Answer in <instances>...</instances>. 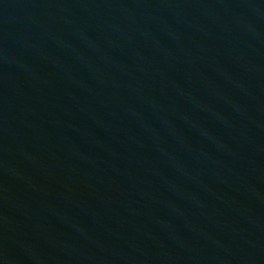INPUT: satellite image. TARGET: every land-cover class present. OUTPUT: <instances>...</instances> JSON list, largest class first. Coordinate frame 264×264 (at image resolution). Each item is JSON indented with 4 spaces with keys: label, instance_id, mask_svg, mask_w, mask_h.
Masks as SVG:
<instances>
[{
    "label": "water",
    "instance_id": "1",
    "mask_svg": "<svg viewBox=\"0 0 264 264\" xmlns=\"http://www.w3.org/2000/svg\"><path fill=\"white\" fill-rule=\"evenodd\" d=\"M0 264H264V0H0Z\"/></svg>",
    "mask_w": 264,
    "mask_h": 264
}]
</instances>
